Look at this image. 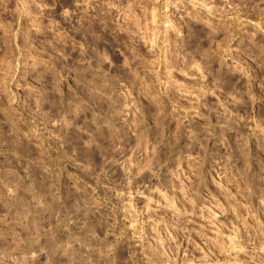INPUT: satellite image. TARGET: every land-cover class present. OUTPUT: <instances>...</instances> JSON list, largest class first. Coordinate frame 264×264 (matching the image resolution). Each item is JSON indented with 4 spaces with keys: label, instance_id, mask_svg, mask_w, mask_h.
<instances>
[{
    "label": "rangeland",
    "instance_id": "374dc122",
    "mask_svg": "<svg viewBox=\"0 0 264 264\" xmlns=\"http://www.w3.org/2000/svg\"><path fill=\"white\" fill-rule=\"evenodd\" d=\"M0 264H264V0H0Z\"/></svg>",
    "mask_w": 264,
    "mask_h": 264
},
{
    "label": "bare ground",
    "instance_id": "6f19581e",
    "mask_svg": "<svg viewBox=\"0 0 264 264\" xmlns=\"http://www.w3.org/2000/svg\"><path fill=\"white\" fill-rule=\"evenodd\" d=\"M195 13H197V12H195ZM192 16H193V15H192ZM198 17H199V16H198ZM17 207H18V206H17ZM16 209H17V208H16ZM28 245H29V244H28ZM4 252H5V251H4ZM4 252H3V253H4ZM8 252H9V251H8Z\"/></svg>",
    "mask_w": 264,
    "mask_h": 264
}]
</instances>
